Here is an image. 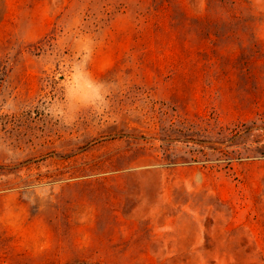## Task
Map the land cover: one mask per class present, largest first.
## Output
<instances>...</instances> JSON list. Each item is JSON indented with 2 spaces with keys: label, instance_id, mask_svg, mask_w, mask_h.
Wrapping results in <instances>:
<instances>
[{
  "label": "rangeland",
  "instance_id": "rangeland-1",
  "mask_svg": "<svg viewBox=\"0 0 264 264\" xmlns=\"http://www.w3.org/2000/svg\"><path fill=\"white\" fill-rule=\"evenodd\" d=\"M167 1L0 0V264H264V0Z\"/></svg>",
  "mask_w": 264,
  "mask_h": 264
},
{
  "label": "trees",
  "instance_id": "trees-1",
  "mask_svg": "<svg viewBox=\"0 0 264 264\" xmlns=\"http://www.w3.org/2000/svg\"><path fill=\"white\" fill-rule=\"evenodd\" d=\"M172 1L173 0H168L167 2L171 4ZM247 4V0H205L206 15L203 20L208 23L222 25V27L229 26L230 31L226 33H222V31H216L214 36L218 39L224 40L227 39L225 36L229 34L228 37L235 39V41L238 42L241 47L243 44L247 43V47H249L250 50L256 54L259 52L257 48L258 43L254 38L253 32L251 31V27L254 23V17L250 14H245L242 12V8ZM242 28H246L250 34L252 33L248 42H243L241 39H239ZM255 129L257 128H255L254 122H252L251 126H247L245 124L236 125L233 128L219 126L217 135L223 140H231L242 135L252 134L253 130Z\"/></svg>",
  "mask_w": 264,
  "mask_h": 264
}]
</instances>
